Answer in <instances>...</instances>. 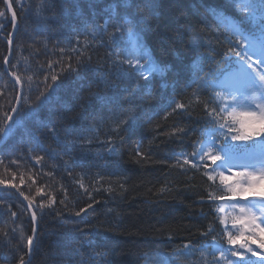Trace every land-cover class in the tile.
Instances as JSON below:
<instances>
[{"label":"trees","instance_id":"obj_1","mask_svg":"<svg viewBox=\"0 0 264 264\" xmlns=\"http://www.w3.org/2000/svg\"><path fill=\"white\" fill-rule=\"evenodd\" d=\"M40 2L22 0L21 7L13 0L18 22L14 50L19 56L15 71L22 77L23 95L34 105L46 87L45 76L52 84L51 75L61 74L60 86L34 117L13 127L0 147V179L18 186L16 192L0 191V264H18L21 255L30 264H79L81 255L73 250L80 249L87 258L90 249L81 248L86 240L108 250L109 264H145V254L175 264L174 249L186 243L194 248L210 243L222 229L217 203L207 199L208 192L214 190L209 187L212 182L203 165L199 169L176 166L177 157L191 154L204 138V103L213 107L214 94L219 92L203 85L198 89L193 83L195 73L202 65L204 72L211 70L219 76L236 62L234 56L225 55L234 46L229 41L235 37L223 26L217 31L206 9H215L226 17L224 24L231 21L246 32L254 31L264 16L258 14L241 23L242 14L233 0H155L156 18L150 27L140 25L139 44L164 70L145 82L136 74L118 71L119 61L128 59L124 50L142 54L137 36L110 38L121 22L118 15L138 12L135 0L130 7H124L121 0H44L38 16ZM118 3L121 6L113 11L111 6ZM0 8H4L3 0ZM0 27L5 36L11 31L7 15L0 17ZM195 31L202 34L203 46L199 48L191 44ZM4 51L0 39V53ZM43 55L46 60L41 64L30 62V56ZM69 63L80 69L79 76L67 71ZM123 67L128 68L127 64ZM29 76L33 77L31 86ZM0 86L5 87L0 89L2 123L17 95L2 63ZM170 101L171 108L167 107ZM175 101L189 105L187 111L172 112ZM129 109L140 118L138 125L131 131L114 132L115 124ZM165 112L170 114L165 117ZM174 127H183L185 132L169 135ZM109 137L115 141V152L107 148ZM87 140L92 143L84 144ZM137 145L149 156L147 162H137ZM36 157L41 158L39 162ZM219 186L217 177L215 187ZM20 191L36 206L51 202L42 213L38 207L33 209L37 211L38 233L29 254L26 238L32 233V222L17 196ZM80 208H86V213L76 216ZM12 212L17 215L13 217ZM210 225L215 231L202 236ZM179 260L182 264H213V255L205 260L195 252Z\"/></svg>","mask_w":264,"mask_h":264},{"label":"snow or ice","instance_id":"obj_2","mask_svg":"<svg viewBox=\"0 0 264 264\" xmlns=\"http://www.w3.org/2000/svg\"><path fill=\"white\" fill-rule=\"evenodd\" d=\"M14 2L22 7V0H14ZM4 3L6 8H0V17H4L6 13H11L12 31L6 33L11 51L15 30L18 27L17 13L13 8V0H4ZM121 3L124 7L131 6V0H121ZM135 4L138 12L133 14L126 12L123 16H117L121 22L115 26L116 31L110 34V38L115 40L126 34L137 36V48L142 54L137 55L134 51L124 50L123 54L128 59L119 61L118 71L130 76L136 74L140 79L147 82L152 79V74L161 73L164 70L140 49L138 35V32L143 31L140 25L150 27L151 21L156 18L157 4L155 0H135ZM233 5L242 14L241 23L245 18L254 20L258 14L264 16V0H246L243 4L239 3L238 0H233ZM120 6L121 4L118 3L111 7L115 11ZM44 7V0H41L36 10L38 16L41 15ZM49 7H53V5L50 4ZM206 12L211 14L217 31L223 26L230 36L235 37L234 41H229L234 46L230 47L225 55L236 58L237 68L235 73L221 72L219 76H215L211 70L204 72L201 65L195 73L197 79L193 83L197 84L198 89L203 85L205 89L219 88L221 91L215 92L213 107H209L207 102L204 103L207 116L202 132L204 138L195 146V150L191 154H180L177 157L176 166L184 168L185 165H191V167L199 169L200 165H203L206 169L204 174L212 182L209 187L214 189L208 192L207 199L211 202L225 201L226 197L223 193H230L231 195L227 199L235 202L229 206V209L223 207L216 209L219 223L223 225L220 235L213 236L210 243H205L200 248H194L191 243H186L182 248L174 249L172 256L175 258V264H182L179 260L180 256L192 255L195 252H200V256L205 260L207 255H213L215 264H220L221 261L224 264H253L248 254L256 256L257 251L253 249L252 245H257L258 249H264V238L259 235L264 233V22L254 31L246 32L231 21L224 24L223 21L226 17L215 9L209 8L206 9ZM137 15L139 16L138 20L134 19ZM3 35L5 34L0 30V36ZM191 44L196 48L203 46L202 34L199 31L191 34ZM254 57L255 59H253ZM79 59L77 57V60ZM117 59L119 60V57ZM4 63L13 69L17 67L10 64L9 56L4 57ZM124 64H127V69L123 67ZM52 67V63L49 62V69ZM129 69L131 72L128 71ZM67 71L76 73L77 76L80 73V69L73 68L70 63L67 65ZM201 72H204V75H200ZM10 75L14 78L15 84L22 86V77L16 71H12ZM60 75L59 73L51 75L52 84H48V77L45 76L44 84L46 87L36 96L35 105L29 97L24 96L23 93H17L15 96L17 105L12 106L11 113L5 114L7 119L0 123V134L9 136L14 126H22L24 121L34 117L37 109L46 104L60 86L57 83L60 80ZM210 75L214 76L211 80L208 79ZM27 81L31 86L33 77L29 76ZM193 95L199 102L198 92L194 90ZM22 99L24 103L20 104ZM171 103L170 101L167 107L171 108ZM188 107L189 105L185 103L175 101V108H172L171 111H187ZM169 114L165 112V117ZM139 120L140 118L129 109L125 114H122V118L115 124L113 131L116 133L122 130L131 131L138 125ZM44 126L47 127L46 124ZM49 131L54 130L49 129ZM184 132L183 127H174L169 135H179ZM91 143V140L84 141V144L90 145ZM107 148L112 152L117 151L112 137H109L107 141ZM135 153L136 158H138L137 162L149 160L147 153L141 151L140 145H137ZM196 157H199L198 162H195ZM40 159V157H36L37 162ZM181 159L183 163L180 162ZM206 161H211V165ZM237 162H239L241 170L233 171L232 169L237 166ZM220 169L228 171L231 175H225V171ZM217 177L220 182L219 187H215ZM23 183V177H21V184ZM0 185L18 190L16 184L8 185L2 179H0ZM80 186L84 187L82 183ZM121 187L123 186L121 185ZM108 191H112V189L109 188ZM160 191L164 192L165 189L162 188ZM39 193L40 189L38 188L37 194ZM19 195L28 201V209L31 211L32 234L26 238V246L31 253L38 233L37 211L33 209L38 207L42 213L46 206H51V202L48 205L41 203L36 206L32 198L26 196L24 192L20 191ZM86 207L90 210L92 205ZM81 213H86V208H80L75 215L80 216ZM16 215L17 213L12 212L13 217ZM229 221L231 228L228 226ZM214 231L215 229L210 225L209 230L201 235L207 237L212 235ZM21 238L23 239V234H21ZM225 244L229 247H225ZM83 247L90 249L87 258L80 253V249L73 250L74 254L81 255L79 264H109L106 248H99L91 240L82 242L81 248ZM208 249H211L210 253L207 251ZM228 253L231 254V257ZM233 257L239 259H232ZM18 264H30V261L21 255ZM145 264H172V262L163 257H149L148 254H145Z\"/></svg>","mask_w":264,"mask_h":264},{"label":"bare ground","instance_id":"obj_3","mask_svg":"<svg viewBox=\"0 0 264 264\" xmlns=\"http://www.w3.org/2000/svg\"><path fill=\"white\" fill-rule=\"evenodd\" d=\"M16 36V35H15ZM15 36H14V38H15ZM0 39L2 40V42L5 44V51L4 52H2V53H0V63H2V70H3V72H4V74L5 75H7V77L11 80V75H10V73L12 72L10 69H12V70H17V68H18V64H19V56H18V53L14 50V43H13V45L11 46V51H10V49H9V45H8V42H7V39H6V36L4 37V35L3 36H0ZM5 56H9V58H10V64H12V65H16L17 67L16 68H11L10 67V65H7L4 69H3V65H4V57ZM44 56V55H43ZM29 59H32V60H30V62L31 61H33V63L35 64V65H37V64H41L42 62H44L45 60H46V58H45V56L44 57H32V56H30V58ZM10 67V68H9ZM10 75V76H9ZM12 81V80H11ZM13 82V81H12ZM0 89H5V87H3V86H0ZM18 90H19V88H17V92H18ZM21 91V93H22V89L20 90ZM14 106V105H13ZM24 208H25V210H26V212H27V214H28V216H29V218H30V220H31V222H32V218H31V211L28 209V204L25 206L24 205Z\"/></svg>","mask_w":264,"mask_h":264},{"label":"water","instance_id":"obj_4","mask_svg":"<svg viewBox=\"0 0 264 264\" xmlns=\"http://www.w3.org/2000/svg\"><path fill=\"white\" fill-rule=\"evenodd\" d=\"M7 65H5V63H4V65H3V69L6 67ZM10 76V75H9ZM11 77V80L15 83V80H14V78L12 77V76H10ZM17 85V84H16ZM18 86V88H19V90H18V93H21V86L20 85H17ZM14 105H17V101H16V99H15V103H14ZM11 121H9V123H10ZM4 137L5 136H3L2 137V139L0 140V144L3 142V139H4ZM3 189H6V187L5 188H3ZM22 202H23V204L26 206L27 205V203L24 201V200H22Z\"/></svg>","mask_w":264,"mask_h":264},{"label":"rangeland","instance_id":"obj_5","mask_svg":"<svg viewBox=\"0 0 264 264\" xmlns=\"http://www.w3.org/2000/svg\"><path fill=\"white\" fill-rule=\"evenodd\" d=\"M4 37H5V35H4ZM132 48H134V47L132 46ZM253 59H255V57ZM220 170H224V169H220ZM232 170L234 171V170H241V169H238V168L234 167ZM225 175H231V173H229V172L226 171L225 172ZM231 204H232V202L229 203V205H231ZM222 207L223 208L226 207L227 209H229V207L228 206H225L224 204L222 205Z\"/></svg>","mask_w":264,"mask_h":264}]
</instances>
